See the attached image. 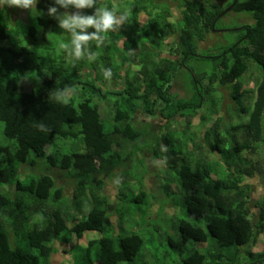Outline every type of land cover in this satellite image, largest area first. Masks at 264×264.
<instances>
[{
    "label": "trees",
    "instance_id": "1",
    "mask_svg": "<svg viewBox=\"0 0 264 264\" xmlns=\"http://www.w3.org/2000/svg\"><path fill=\"white\" fill-rule=\"evenodd\" d=\"M124 1L129 7H115L127 11V22L107 33L100 47L90 41V51L97 57L92 62L86 57L72 60L66 51L44 52L52 46L51 35L65 34L53 17L36 15L39 10L48 13L53 0H38L25 20L14 18L15 8L6 3L0 9V121L5 124V135L15 141L0 142V264H52L58 252L56 242L64 233L80 240L88 231L106 230L112 213L103 192L105 177L121 170V164L138 153L146 141V124H152L139 118V112L161 117L166 132L175 129L171 126L178 118L192 125L198 116L202 104L185 102L184 96L173 92L190 57L217 62L208 77L192 75L194 95L202 101L227 86L236 104L230 120L236 113L247 119L230 125L234 138L224 137L221 132L230 121H225L221 108L215 112L201 139L195 141L200 153L208 149L221 156L215 163L170 161V167L178 168L182 202L189 216L180 220L181 238L174 244L180 248L191 240L208 244L203 251L192 250L184 264H264V249L254 251L264 233V196L255 199L250 182L261 167L248 157L264 147V0H239L232 11L251 12L254 23L243 24L240 39L223 53L206 57L198 54V48L212 33L213 23L221 19L217 20L226 10L224 5L215 0H175L183 26L169 33L167 40L176 33L179 52L168 55L155 40L163 39L159 23L168 24L167 16H175L173 4L163 10L157 8L163 0ZM141 3L148 16L145 24L139 19ZM150 32L159 36L153 38ZM112 45L118 49L113 54ZM253 63L263 74L250 88L245 75ZM134 65L140 70L131 76ZM104 69L111 70L107 79ZM55 90H68L70 103L63 105L51 97ZM111 97L114 103L108 104L115 115L109 128L101 110L102 102ZM220 98L222 103L221 94ZM57 136L82 137L86 151L62 152L54 143ZM163 139L142 152L153 149L158 159L170 144ZM48 146H52L50 152ZM171 154L180 156L175 149ZM43 160L73 180L71 195L57 184L53 170L51 174L39 171ZM129 201L148 207L152 200L143 190ZM71 209L77 211L74 216ZM13 233L18 240L14 241ZM143 247L144 239L137 233L118 241L104 236L81 249V263L134 264L133 258Z\"/></svg>",
    "mask_w": 264,
    "mask_h": 264
},
{
    "label": "rangeland",
    "instance_id": "2",
    "mask_svg": "<svg viewBox=\"0 0 264 264\" xmlns=\"http://www.w3.org/2000/svg\"><path fill=\"white\" fill-rule=\"evenodd\" d=\"M217 4L224 5L225 8H229L234 0H215ZM100 5L103 7L112 4L114 6L127 5L124 0H99ZM184 2V1H181ZM173 4L174 15L167 16V23L165 20L159 23L160 36L163 39H156L160 51L165 52L168 55H176L179 50L175 41V35L173 38L167 40L169 35L175 32L178 28L183 26V22L178 19L182 17L181 8L176 7L178 2L175 0H163L157 8L166 9L168 5ZM231 4V5H230ZM230 5V6H229ZM5 3H0V9L4 8ZM143 3L140 4L139 19L141 23H146L148 20L147 14L142 10ZM154 8L155 6L152 5ZM14 9V18L27 19L30 9H21L18 7H11ZM65 11L64 9L60 10ZM93 9H86L84 11L87 14H91ZM48 15V13L41 10L36 11V15ZM169 13H167L168 15ZM162 15V14H161ZM163 17V16H161ZM160 22V21H159ZM254 23L251 12H236L231 11L223 16L216 25V29L208 36V39L201 43L198 48V54L200 56L219 55L223 53L230 45L238 41L242 35L240 28L243 24ZM158 28V27H157ZM170 33V34H169ZM153 37L155 34L150 32ZM159 36V35H158ZM146 38V34L142 36ZM155 38V36L153 37ZM52 46L45 49L44 52L50 55H57L63 53L59 47L60 41L67 42L70 37L67 33L63 36L51 35ZM148 41V40H146ZM171 41V42H170ZM174 42V43H173ZM149 43V42H148ZM120 47H123L120 45ZM117 47L111 46V53L117 51ZM182 50V49H181ZM123 52V50H121ZM126 52H124L125 54ZM125 56L123 53H121ZM127 54L126 57H128ZM120 58V57H119ZM117 60H120V59ZM114 60V59H112ZM251 71L245 75V81L248 87L254 88L256 84L257 76H262V71L256 64H251ZM217 66V62L211 59H203L198 57H190L186 62L187 69H184L180 81H177L173 92L180 93L185 102L198 105L202 104V107L198 108V116L193 119L192 125L189 122H185L184 119H179L171 127L175 128L170 132H166L162 126L165 121L157 116L147 117L139 112V118L144 121L152 122L151 127L146 124V141L141 144L138 153L133 155L130 160L121 164L122 169L115 172L110 177L106 176V186L103 192L109 197L107 199L108 206L111 211V217L109 223L106 226V230L101 231H88L84 237L80 240H76L70 236V234L64 233L60 236L56 242L58 252L52 257V264H82V248H85L88 243L92 240H100L104 236L112 237L118 241L119 238L124 237L128 234L137 233L140 234L144 239V247L139 254H137L132 263L134 264H184L186 256L194 249L204 250L207 248V243H200L196 241H189L183 248H180L174 244L181 238L179 229V222L181 219H189L187 210L182 202L183 188L180 183L178 176V168L170 167V161L176 159H184L187 161L194 162L196 159L205 161L211 160L215 163L216 159H222L220 155L211 154L208 149L205 152L198 150L195 141L201 139L205 131V126L211 124L210 119L214 117L215 112L220 110L224 116L225 121L229 122L226 124V128H223L221 132L224 137L231 135L233 138L235 134L229 131L230 125L238 123L242 120H246L247 117L236 113L232 120H230V114L235 113L236 104L230 97V89L226 87L220 88V94L222 95V103L220 102V94L214 92L213 94L206 95L205 100L194 95L195 85L192 75H206L207 77L212 74ZM140 70V66H132L131 76L136 74ZM135 76V75H134ZM122 81V80H121ZM115 98L111 97L109 102H102L101 114L105 123L109 128H112L113 117L115 112L108 103H114ZM221 103V104H220ZM106 104V105H105ZM105 105V106H104ZM191 111L187 112L189 114ZM205 118V119H204ZM110 119V120H109ZM76 129V126H69ZM5 124L0 121V142L3 145L15 144L14 140L9 139L5 135ZM160 135H165L159 140ZM166 138L169 141V145L165 147V151L157 157L153 154V149L149 150L144 154L142 149L149 147L153 142L163 141ZM54 143L64 153H71L74 151L84 152L86 147L82 141V137L78 138H65L57 136L54 139ZM154 146V145H153ZM52 146L47 147V152H50ZM175 149L180 152V156L173 157L171 150ZM248 157L254 161H258L261 169L258 170L250 182L253 187L252 195L255 199L264 196V147L261 146L259 150L254 154H248ZM42 161V165L39 168L41 173H52L57 177V184L59 186L66 187V193L71 195L73 192L74 184L73 180L70 179L63 171L51 168L49 164ZM169 164V165H168ZM35 174H37L35 172ZM31 174V175H35ZM51 174V173H49ZM7 187V186H5ZM147 191L151 196L150 206H140L136 203L129 201V198L139 193L140 191ZM73 216L77 212L76 210H70ZM83 219V217L81 218ZM72 217L69 218V226L73 224ZM206 227V223L204 222ZM14 241L18 240L15 233H13ZM211 241L218 243L216 239ZM264 249V233L260 236L257 246L254 251H262ZM123 264H129L124 262Z\"/></svg>",
    "mask_w": 264,
    "mask_h": 264
},
{
    "label": "clouds",
    "instance_id": "3",
    "mask_svg": "<svg viewBox=\"0 0 264 264\" xmlns=\"http://www.w3.org/2000/svg\"><path fill=\"white\" fill-rule=\"evenodd\" d=\"M8 7L21 9L36 8L38 0H0ZM60 9L65 11L61 12ZM93 9L91 14L83 10ZM71 10V11H69ZM48 15L53 17L59 28L68 34L70 39L59 42V47L65 50L72 60L85 58L89 61L96 60V53L90 51V41H95L100 47L106 34L124 25L127 20V11H120L114 5L110 8L100 5L99 0H53V6L47 9ZM103 75L107 79L111 76L110 69H104ZM57 102L67 105L71 101L68 90H55L51 93Z\"/></svg>",
    "mask_w": 264,
    "mask_h": 264
},
{
    "label": "water",
    "instance_id": "4",
    "mask_svg": "<svg viewBox=\"0 0 264 264\" xmlns=\"http://www.w3.org/2000/svg\"><path fill=\"white\" fill-rule=\"evenodd\" d=\"M238 1L239 0H234L233 4L218 16L217 20L225 16L227 13L231 12L235 8ZM215 25H216V21L213 23V30L216 29Z\"/></svg>",
    "mask_w": 264,
    "mask_h": 264
}]
</instances>
